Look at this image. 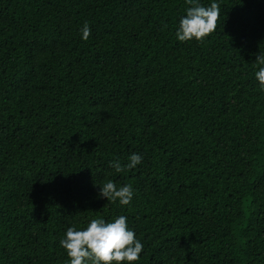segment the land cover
<instances>
[{
    "label": "trees",
    "instance_id": "obj_1",
    "mask_svg": "<svg viewBox=\"0 0 264 264\" xmlns=\"http://www.w3.org/2000/svg\"><path fill=\"white\" fill-rule=\"evenodd\" d=\"M215 2L180 42L187 0H0V264H69L68 227L121 215L133 264H264V0Z\"/></svg>",
    "mask_w": 264,
    "mask_h": 264
},
{
    "label": "clouds",
    "instance_id": "obj_2",
    "mask_svg": "<svg viewBox=\"0 0 264 264\" xmlns=\"http://www.w3.org/2000/svg\"><path fill=\"white\" fill-rule=\"evenodd\" d=\"M187 3L190 6L179 20L176 38L180 42L192 39L200 41L215 31L220 15L219 7L215 0L208 6L200 4L198 0H187ZM81 32V38L86 40L90 35L87 24ZM255 61L259 66L255 78L264 90V54H258ZM142 159L141 154L132 153L126 164L122 165L117 160L111 162V166L119 173L140 165ZM99 186L100 198H106L107 201L118 202L123 206L129 205L133 199L134 190L129 184L117 187L112 180H107ZM59 243L67 253L69 264H133L139 261L144 247L123 215L111 222L93 218L85 228L79 230L70 226Z\"/></svg>",
    "mask_w": 264,
    "mask_h": 264
}]
</instances>
